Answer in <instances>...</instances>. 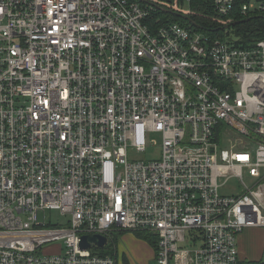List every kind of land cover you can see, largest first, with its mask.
I'll list each match as a JSON object with an SVG mask.
<instances>
[{
  "label": "built area",
  "instance_id": "built-area-1",
  "mask_svg": "<svg viewBox=\"0 0 264 264\" xmlns=\"http://www.w3.org/2000/svg\"><path fill=\"white\" fill-rule=\"evenodd\" d=\"M196 1L0 0V264H135L97 251L118 232L154 236L156 264H264V38L219 30L264 0H203L208 31Z\"/></svg>",
  "mask_w": 264,
  "mask_h": 264
},
{
  "label": "rangeland",
  "instance_id": "rangeland-1",
  "mask_svg": "<svg viewBox=\"0 0 264 264\" xmlns=\"http://www.w3.org/2000/svg\"><path fill=\"white\" fill-rule=\"evenodd\" d=\"M232 32V31H230ZM235 34V33H234ZM148 146L145 152L137 156L142 160H152L158 157V147L160 145L159 134L152 133L147 135ZM155 142V143H153ZM230 184H233L231 182ZM69 220L68 215H62L59 210H46L38 213V221L41 224L65 226ZM137 233L118 232L117 237H113L108 251L115 256H122L125 263L131 258L135 264H156L155 251L152 245L139 237ZM261 230H246L239 239L240 257L248 260H258L261 256ZM51 251V250H50ZM112 254V255H113Z\"/></svg>",
  "mask_w": 264,
  "mask_h": 264
},
{
  "label": "trees",
  "instance_id": "trees-1",
  "mask_svg": "<svg viewBox=\"0 0 264 264\" xmlns=\"http://www.w3.org/2000/svg\"><path fill=\"white\" fill-rule=\"evenodd\" d=\"M191 10L196 12L195 15L191 16V18L199 25H202L204 29H207V31L210 29H216L220 26L218 22L212 19L213 14L209 9L207 3H204L203 0H197L196 2L192 3ZM157 14L158 16L163 15V13ZM172 20L179 23H185L184 21L176 17H173ZM235 21L241 22L238 25L233 26V30L236 34L235 36L238 38L237 42L239 45L248 47L252 45V43H254L255 41L264 38V13L251 17L237 18L234 20V22ZM136 236L148 241L155 251L156 238L154 236L146 232H138ZM106 249L104 248V250L97 251L100 252L101 255L111 254V252Z\"/></svg>",
  "mask_w": 264,
  "mask_h": 264
},
{
  "label": "water",
  "instance_id": "water-1",
  "mask_svg": "<svg viewBox=\"0 0 264 264\" xmlns=\"http://www.w3.org/2000/svg\"><path fill=\"white\" fill-rule=\"evenodd\" d=\"M143 1V0H140ZM166 13H170L171 15H174L178 18H181L184 21H187L188 23H190L191 25H193L194 27H198V25H196L191 19H189L187 16H183L180 14H174L172 12H166ZM248 20V19H247ZM245 20V21H247ZM241 22H235L229 25L224 26L223 28H220L219 30H225L228 29L230 27H233L235 25H238ZM106 244V238L104 236L101 235H85L81 237V242H80V248L82 250H86L89 249L91 247V245H95L98 248H102L104 245Z\"/></svg>",
  "mask_w": 264,
  "mask_h": 264
},
{
  "label": "crops",
  "instance_id": "crops-1",
  "mask_svg": "<svg viewBox=\"0 0 264 264\" xmlns=\"http://www.w3.org/2000/svg\"><path fill=\"white\" fill-rule=\"evenodd\" d=\"M260 249H261V244H260Z\"/></svg>",
  "mask_w": 264,
  "mask_h": 264
}]
</instances>
